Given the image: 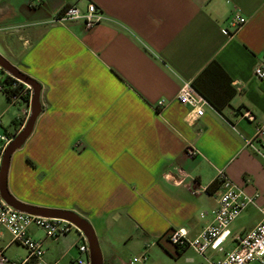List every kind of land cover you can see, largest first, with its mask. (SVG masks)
<instances>
[{"label": "crops", "instance_id": "obj_1", "mask_svg": "<svg viewBox=\"0 0 264 264\" xmlns=\"http://www.w3.org/2000/svg\"><path fill=\"white\" fill-rule=\"evenodd\" d=\"M89 2L111 20L92 28L51 21L67 5L84 10ZM234 10L246 21L229 34ZM0 53L41 85L42 110L24 158H11L9 189L26 203L87 219L104 264H128L132 249L148 254L143 264H209L261 220L264 157L244 139L264 122V78L254 73L264 66V0H0ZM5 75L0 67V80ZM197 78L220 109L207 105L192 121L177 95L183 80ZM26 106L0 90L3 132L19 127ZM187 147L197 154L188 156ZM176 167L189 174L178 185L169 176ZM219 169L257 193L255 201L231 224L223 251L179 250L169 233L184 228L196 237L213 220L220 188L192 194L189 186L208 187ZM73 230L55 239L34 226L28 233L43 240L47 261L75 264L71 251L83 254ZM15 245L2 228L5 264L25 256Z\"/></svg>", "mask_w": 264, "mask_h": 264}, {"label": "built area", "instance_id": "obj_2", "mask_svg": "<svg viewBox=\"0 0 264 264\" xmlns=\"http://www.w3.org/2000/svg\"><path fill=\"white\" fill-rule=\"evenodd\" d=\"M109 20L111 18L97 4L89 2L84 10L76 5H67L61 12L55 14L51 21L61 24L82 21L85 28H92L97 24ZM245 21L246 17L239 10H234L227 20L228 27L226 32L229 34L235 33L242 27ZM254 73L258 78H264V66L262 63L255 67ZM24 84L25 87L11 97L13 103L21 99L27 103L26 108L22 110L19 127L12 133H0V170L6 147L24 127L30 115V101L33 90L30 85ZM23 97H26V101ZM177 98L182 104L189 106L188 115L192 121L203 116L206 106L211 105L188 80L182 81ZM163 104L162 100L158 102L159 106ZM241 115L249 120H254V114L249 110H243ZM244 141L246 146L264 157V122L258 125L252 137L245 138ZM186 154L190 157L195 156L197 150L193 147H187ZM169 176L170 180L178 185L184 182L189 177V174L183 168L176 167V171L169 173ZM215 180L219 181L220 188L216 194L217 206L213 210L212 222L206 225L193 239L187 237V231L184 228L174 229L168 235V239L173 244L191 246L203 256H206L210 249L224 250V243L231 234V224L249 204L254 203L257 196V193L253 195L245 193L240 186L228 178L223 169L218 170ZM193 182L189 186L192 194L207 190V187L201 188L198 183L196 185V180ZM261 211L262 218L252 229L234 237V241L236 242L234 248L227 251L224 257L220 259H207L208 263L252 264L256 260L264 263V206L261 208ZM32 226L42 229L46 237L54 239L68 233L72 229L77 230L79 232L77 248L83 256L79 257L76 263L91 264L87 237L73 223L63 218L45 217L15 209L4 200L0 193V230L2 228L6 229L10 233L13 242L22 246L26 251L23 258L14 260L11 264H59V261L49 262L45 259L43 240L35 239L28 233L29 228ZM147 260L148 254L144 252L129 259L128 264L144 263ZM7 261L8 258L2 248H0V264H5Z\"/></svg>", "mask_w": 264, "mask_h": 264}, {"label": "water", "instance_id": "obj_3", "mask_svg": "<svg viewBox=\"0 0 264 264\" xmlns=\"http://www.w3.org/2000/svg\"><path fill=\"white\" fill-rule=\"evenodd\" d=\"M0 67L13 76L14 78L30 85L33 90L30 101V115L24 125V127L18 132L15 138L6 147L0 170V193L4 200L14 207L23 212L45 216V217H57L63 218L73 223L78 229H80L87 237L89 244V256L91 264H104L101 247L97 234L92 224L79 214L71 210L50 208L44 206H37L26 203L16 198L10 191L8 186V173L11 163V158L14 152L19 149L27 140L33 130L35 121L42 110L40 100V83L27 73L21 71L14 64H12L7 58L0 53Z\"/></svg>", "mask_w": 264, "mask_h": 264}, {"label": "trees", "instance_id": "obj_4", "mask_svg": "<svg viewBox=\"0 0 264 264\" xmlns=\"http://www.w3.org/2000/svg\"><path fill=\"white\" fill-rule=\"evenodd\" d=\"M212 66H219V64L217 62H213L211 64ZM220 67V66H219ZM2 69V68H1ZM3 70V69H2ZM4 71V70H3ZM5 72V71H4ZM198 78L195 79L194 81H192V86L203 96L207 99V101L214 105L215 107H217L218 109L219 106L212 103L211 100L206 96V94H204L201 89L199 88L198 84ZM0 85H1V91L7 96L8 100L10 102L11 101V97L15 94H17L20 90H22L24 87H25V84L19 80H17L16 78H14L13 76H11L10 74L6 73L5 77L3 79L0 80ZM23 99L26 101V97H23ZM22 100V99H21ZM19 101V100H18ZM18 122L20 123L21 121V118L19 117V119H17ZM219 181L218 180H214V182H212V184H210L208 187H207V191H211L212 189L211 188H218L219 187ZM187 246V245H186ZM186 246H178V249H183L185 248ZM179 252V251H178Z\"/></svg>", "mask_w": 264, "mask_h": 264}, {"label": "rangeland", "instance_id": "obj_5", "mask_svg": "<svg viewBox=\"0 0 264 264\" xmlns=\"http://www.w3.org/2000/svg\"><path fill=\"white\" fill-rule=\"evenodd\" d=\"M13 109H14V110H17L15 106L13 107ZM4 121L6 122V119H4ZM0 130L3 132V130L1 129V126H0ZM23 146H24V145H23ZM23 146H21L19 149H17V150L15 151V153L13 154L12 157H14L16 160H17V159L20 160V159L24 158L23 153L26 154V149L24 150V149H23ZM18 160H17V161H18ZM17 161H16L15 164H17ZM76 234H77V233H76V230L74 229V230L70 233V238H71L72 236L76 235ZM14 248H15L14 250L16 251V253H18V254H20V255L25 254V249H24L23 247L15 245ZM155 248H156V247H153V249H155ZM70 255H71L72 257H74V258H77V259L79 258V253H78V251H77L76 249H73V250L71 251ZM132 255H139V253L137 252V250L132 249ZM147 263H149V261H148ZM75 264H77V263L75 262ZM136 264H143V263H142V262H139V263H136ZM153 264H154V263H153ZM256 264H257V263H256Z\"/></svg>", "mask_w": 264, "mask_h": 264}]
</instances>
